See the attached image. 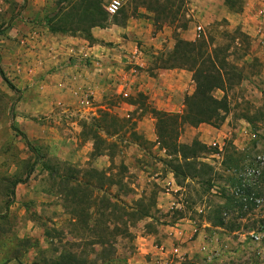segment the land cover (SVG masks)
<instances>
[{"label":"rangeland","instance_id":"374dc122","mask_svg":"<svg viewBox=\"0 0 264 264\" xmlns=\"http://www.w3.org/2000/svg\"><path fill=\"white\" fill-rule=\"evenodd\" d=\"M238 1L127 0L90 41V0H0V68L15 88L0 74V264H264V123L238 117L264 109V0ZM236 29L249 41L229 51L244 74L235 109L179 139L218 150L200 159L214 186H179L151 111L184 114L195 84L159 58L177 38L227 47ZM143 198L151 217L134 222Z\"/></svg>","mask_w":264,"mask_h":264},{"label":"trees","instance_id":"16d2710c","mask_svg":"<svg viewBox=\"0 0 264 264\" xmlns=\"http://www.w3.org/2000/svg\"><path fill=\"white\" fill-rule=\"evenodd\" d=\"M90 1L89 4L85 5L84 9L81 10L80 8V10L82 11V15L86 14L91 22L87 26L81 27L88 34V39L93 41L91 30L97 27L104 28L103 23L107 21L108 15L102 9V0ZM238 3V0H229V8L231 10L236 9ZM161 7L164 8V11L172 13V8H169L168 5ZM183 27L186 28L187 25ZM221 36L229 39L232 44L227 47H216L214 37L211 34L204 35L194 42L177 38L174 49L159 58L161 69L186 70L192 73V80L195 84L194 93L187 95L185 98L184 104L186 109L184 114L151 111L156 120L157 144L162 151H165L167 158L164 162L173 171L172 173L179 186L188 178L192 180H205L208 178L205 182L209 189L214 186V168L209 164L201 162L200 159L203 156L216 154L218 150L207 146L199 140H195L190 145H187L180 143L179 139L186 126L196 128L202 124H206L213 128H220L235 109L232 107L229 94L241 84L244 74L239 66L229 61L231 55L229 51L230 49H241L245 45L244 43L249 41V37L243 34L240 29L232 32L224 31ZM0 74L9 87L15 90L11 82L4 76L1 68ZM216 92H222V98H217L215 96ZM262 94L264 96V92ZM238 117L256 128V123H264V109H258L254 114L242 113ZM15 131L26 139V136L16 128ZM209 177L211 178L209 179ZM22 183L21 181L16 182L14 188ZM14 195L13 189L11 196L14 197ZM231 202H234V200L227 198L225 206L216 211V218L211 222L214 226L223 227L225 225L221 218V212L222 210L231 209ZM107 203L110 204L109 201ZM154 206V201L147 203L144 198L139 199L135 202V206L130 208L131 212L129 216L134 222L150 218ZM115 230L116 236H119L121 232L118 227ZM128 235L132 236L133 234L128 233ZM132 237L134 238V236ZM104 243L101 240L98 244ZM103 253L106 254V250ZM110 255L112 253L108 256Z\"/></svg>","mask_w":264,"mask_h":264},{"label":"built area","instance_id":"2783aa9c","mask_svg":"<svg viewBox=\"0 0 264 264\" xmlns=\"http://www.w3.org/2000/svg\"><path fill=\"white\" fill-rule=\"evenodd\" d=\"M126 1L127 0H111L105 8L106 13L110 17L116 16L120 12ZM200 30L201 28H199V31Z\"/></svg>","mask_w":264,"mask_h":264},{"label":"water","instance_id":"95a60500","mask_svg":"<svg viewBox=\"0 0 264 264\" xmlns=\"http://www.w3.org/2000/svg\"><path fill=\"white\" fill-rule=\"evenodd\" d=\"M12 121H13V117H12Z\"/></svg>","mask_w":264,"mask_h":264}]
</instances>
